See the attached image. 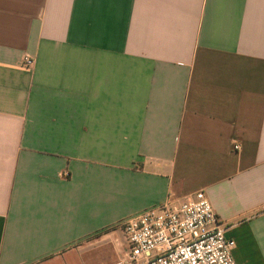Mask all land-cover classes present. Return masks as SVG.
Returning <instances> with one entry per match:
<instances>
[{
	"label": "crops",
	"instance_id": "obj_1",
	"mask_svg": "<svg viewBox=\"0 0 264 264\" xmlns=\"http://www.w3.org/2000/svg\"><path fill=\"white\" fill-rule=\"evenodd\" d=\"M199 191L264 264V0H0V264H116Z\"/></svg>",
	"mask_w": 264,
	"mask_h": 264
},
{
	"label": "built area",
	"instance_id": "obj_2",
	"mask_svg": "<svg viewBox=\"0 0 264 264\" xmlns=\"http://www.w3.org/2000/svg\"><path fill=\"white\" fill-rule=\"evenodd\" d=\"M33 63L24 57L23 66ZM118 227L127 250L116 264H235V243L225 237V225L203 191L149 208Z\"/></svg>",
	"mask_w": 264,
	"mask_h": 264
}]
</instances>
